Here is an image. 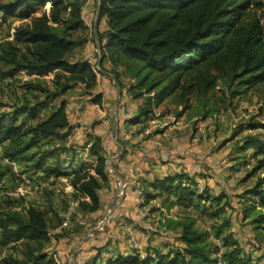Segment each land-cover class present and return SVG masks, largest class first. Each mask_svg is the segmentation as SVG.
<instances>
[{
	"label": "trees",
	"instance_id": "trees-1",
	"mask_svg": "<svg viewBox=\"0 0 264 264\" xmlns=\"http://www.w3.org/2000/svg\"><path fill=\"white\" fill-rule=\"evenodd\" d=\"M94 2L98 29L92 37L84 33L88 28L83 12L87 0H9L2 5L1 12H5V16L18 15L21 22L15 27L12 40L0 49V79L12 80L20 72L35 76L23 85L32 99L15 105L10 114L0 113V158L8 162L7 168L0 164L3 188L7 172L14 171L13 162L25 164L21 171L24 174L41 171L46 179L67 175L61 162L65 148H51L49 141L71 134L74 126L68 110L70 102L65 97L71 90L80 88L81 95L88 96L85 104L102 105L103 95L96 92L98 73L89 59L75 53V49L84 48L92 41L101 51L96 57L100 67L108 60L112 65L111 73H116L115 67H122L136 80L128 87V93L134 99L144 98V103L138 105L136 114L128 119L130 124L154 118L156 110L171 96H175L179 104L183 103L180 106L186 111L193 96H205L218 81L235 87L233 95H238L241 87L264 85V0ZM38 7L49 8L37 15ZM119 72L115 74L116 80L113 79L123 90L125 85ZM51 74L54 77L48 82L50 85L47 81L41 84L40 81ZM209 114L206 112L202 118L207 119ZM257 126L264 128V123H257L251 129ZM92 141L91 153L98 161L95 174L78 171L71 179L78 212L83 215L104 212L100 192L112 177L106 170L107 158L101 137L95 136ZM42 145L47 146L43 151L35 150ZM251 147L256 149L257 157L264 155V136L248 135L241 151ZM50 159L52 163H48ZM258 167L264 168V158L259 160ZM195 184V178L184 171L167 173L154 177L146 187L129 186L125 198L132 195L134 199L139 193L146 203L168 194L173 204L189 202L196 196L199 201L222 199L208 189L203 194L198 193ZM245 193L254 204L248 208L264 209V176ZM118 210L120 207L113 219ZM258 220L264 225V213ZM179 224L184 247L176 251L163 252L148 247L141 255L133 249L128 255L118 253L108 259L98 255L94 262L218 264L223 260L226 264H235L238 261L237 249L230 257L227 254L220 259L214 257L217 251H211L208 234L196 226L194 219ZM49 239L45 210L26 205L24 199L0 201V264H54L55 260L45 251ZM93 239H87L74 251L76 259L81 248ZM16 252H21L22 257ZM240 261L253 264L251 256Z\"/></svg>",
	"mask_w": 264,
	"mask_h": 264
},
{
	"label": "rangeland",
	"instance_id": "rangeland-1",
	"mask_svg": "<svg viewBox=\"0 0 264 264\" xmlns=\"http://www.w3.org/2000/svg\"><path fill=\"white\" fill-rule=\"evenodd\" d=\"M8 1L0 0V49L12 40L14 29L21 22L18 15L5 16V12H1L2 5ZM90 3L92 9L84 13L85 21L89 23L84 33L89 37L93 34V22L96 21L95 2L91 0ZM48 8L38 7L36 14L40 15ZM90 47H93V42H90ZM92 49L94 51V48ZM75 53L77 55L78 52ZM87 59L96 61L92 56ZM115 68L116 73L120 71V80L127 89L136 83L135 79L124 72V68ZM100 70L98 75H101L102 70L106 71V68L101 66ZM116 73L112 71L114 79ZM34 77L21 72L12 80L0 79V113L10 114L15 105L32 99V96L23 90V85ZM53 77L54 74L45 76V81L40 82L45 85L47 81L50 85L49 81ZM233 91L235 87L230 88L225 82L218 81L205 96H193L189 104L191 106L186 111L180 106L184 104H179L177 98L171 96L160 106L154 118L144 120L140 124H125L123 134L116 129V122L111 125L112 146L105 149V155L107 160H111L115 170L121 171V162L124 166L135 158L143 157L145 159L142 158L139 162L142 168L138 174L143 172L144 163V167L153 171V176L184 171L195 178L198 193L203 194L208 189L214 196H222V199L219 202L199 201L196 196L189 202L173 204V198L165 194L146 203L134 202L136 211L133 215H130V212L124 213L123 216L116 215L104 236L97 234L95 240L105 237L113 241L115 237L123 248L120 251L135 249L134 251H140L141 255L145 254L148 247L163 252L176 251L184 247L179 237L182 232L179 223L194 219L196 226L208 234L211 251H217L214 257L220 259L224 254L230 257L237 249L238 261L235 264H243L240 259L248 256L252 257L253 264H264V225L258 220L264 209H257L255 206L248 208L254 204L245 193L264 176V168L258 167V162L264 155L257 157L254 154L256 149L252 147L241 151V145L248 135L264 136V128L257 126L256 129H251L257 123H264V85L261 83L241 87L238 95H233ZM81 93L80 88H75L65 95L72 103L69 108L71 115L85 104V98L88 96H82ZM131 100L137 105L144 103V98L134 100L132 97ZM137 105H131L133 112ZM206 112H210L209 117L203 119ZM127 114L132 112L129 110ZM135 133L138 139L135 138ZM55 141L51 140L49 147L61 149L62 147L55 145ZM45 147L47 146L42 145L35 150L43 151ZM150 158L154 159V163L149 164ZM52 161L48 160V163ZM0 164L7 168L8 162L0 158ZM24 168L25 164L18 171H6L7 183L0 194V201L6 203L11 200V193L19 186L30 187L34 193L45 187L47 199L39 206L47 212L50 226V239L45 251L54 260L56 256L61 264H69L72 257L74 264H79L73 253L80 247L78 244L85 231L100 219L103 212L95 215L81 214L67 181L60 177L44 179L34 171L24 174L21 172ZM119 173L121 177L127 178ZM51 179L54 181L51 182ZM147 179H152V176ZM48 184L54 188L51 190ZM106 187L107 191L111 190L109 184ZM65 216H69V223L63 227ZM124 220L133 225V234L121 228L120 222ZM60 252L63 253L62 256ZM16 255L22 257L21 252H16Z\"/></svg>",
	"mask_w": 264,
	"mask_h": 264
},
{
	"label": "crops",
	"instance_id": "crops-1",
	"mask_svg": "<svg viewBox=\"0 0 264 264\" xmlns=\"http://www.w3.org/2000/svg\"><path fill=\"white\" fill-rule=\"evenodd\" d=\"M90 2L91 0H87V3L84 6V10H83L84 13L87 10L92 9V4ZM86 25L87 27H89V23L87 21H86ZM97 29H98V24L96 20L93 22V34L91 35V37L97 33ZM92 48H94V51ZM75 51L78 52L77 53L78 56L85 57V58L89 56L96 58L97 55L98 56L101 55V51L98 48V45L95 44L94 42H93V47H90V43H89L84 48H78V49H75ZM103 66L109 71H104L101 73V75H98V86L96 89L97 93H101L103 95L102 105L86 103L85 104L86 106H84L83 108L75 110V114L71 115L72 125L74 126L71 131V134L68 137L63 138V139H55L56 140L55 145L65 148L61 154L62 164L64 161L65 154L71 150V147L73 145L84 144L89 140H93L95 136L101 137L103 141V146L105 149H107L108 147H111L112 146V140L110 137L111 125H113L114 122H116V129H118L119 133L123 134L125 132V124H130L129 122H127L128 119L131 116L133 117L136 114L138 105L136 103H133L134 101L131 100L132 95L128 93V89L124 87L122 90L116 84V81L112 79L113 76H112V73L110 72L112 65L110 61L106 60ZM134 100H138V99H134ZM74 104L75 103H73V105ZM132 104L137 105L134 108V112L132 109L133 107L131 108ZM71 105L72 103H70L69 108H71ZM69 108L68 110L70 112ZM129 110L130 112H132V114L130 115L127 114V111ZM157 110H156V114H157ZM120 128H121V131L119 130ZM134 136L136 139H138V135L136 133ZM49 142H51V140ZM142 158L141 157L135 158V160H132V161L140 162L143 159H145V158L143 159ZM89 160L98 162L97 157L94 156L92 153L90 154ZM148 162L149 164L154 163V159L150 158ZM130 163L131 161L123 166L122 165L123 162H121V164H119L121 171L120 170H116V171L118 173L121 172L122 175H125L127 176V178L131 179L132 175L128 171ZM22 165H24V163L16 162V164L12 166L14 167L15 171H18ZM144 166H145V163L143 164V172L142 173L140 172L134 177L133 187H135L136 184L138 185L140 184L146 187L148 186L149 182L154 177L160 176V175L153 176V171H151V169H148L147 167H144ZM35 174H38V176H41V177L43 176V178L46 179V177H44L43 172L41 171L36 172ZM148 176H152V179H147ZM110 181H109V185H110ZM110 188H111V185H110ZM100 194H101V201H102L101 211H103V209L111 201L112 190L107 191V189L104 188L101 190ZM131 196L132 195H129L127 198L123 199L122 204L120 206V210H118L117 215L123 216V214L127 212H130V215H133L135 213L136 211L135 203H134V199ZM110 236L112 237L114 235H108V237ZM102 241H105V242L102 243ZM81 250L82 251H80L77 257L79 264H95L94 261L95 259H97L98 255H102L106 259H108L112 255L115 256L118 253H122L124 255L129 254V251H120V250H123V248L120 247V242H118L115 237L113 241L112 239L105 238V237H101L99 238V240H95V239L89 240L81 248ZM59 254H61L62 256L63 253L60 252ZM55 260L57 263L55 262L54 264H61L60 263L61 261L56 256H55ZM98 264H100V262H98Z\"/></svg>",
	"mask_w": 264,
	"mask_h": 264
},
{
	"label": "built area",
	"instance_id": "built-area-1",
	"mask_svg": "<svg viewBox=\"0 0 264 264\" xmlns=\"http://www.w3.org/2000/svg\"><path fill=\"white\" fill-rule=\"evenodd\" d=\"M94 67V70L99 73L100 66L96 63V61L89 60ZM94 142L92 140L87 141L84 144H75L71 147V150L65 154L64 161L62 164V168L67 175L61 176L60 178L64 181H67L69 188L74 191L71 186V179H73L78 171L79 173H90L95 174V168L97 166V162L91 161L88 158L91 154V149L93 147ZM111 160L106 161V170L108 174L112 175L113 178L110 181L112 197L110 203L105 207L102 217L91 227H89L84 233L82 239L80 240L78 246H81L87 239L94 238L97 234H103L107 227L111 224L114 216V212L122 204L123 199L126 196L127 189L129 186L134 184V177L138 174V171L141 170V165L137 161H131L128 171L132 175L131 179H127L121 177L114 167L111 165ZM13 166L16 164L15 162L11 163ZM54 179H51L53 182ZM48 187L51 190L54 188L53 185L48 184ZM49 188V189H50ZM3 192V185H0V194ZM31 195V197H29ZM32 195H34L32 197ZM12 198L15 199H24L26 205H33L39 207L43 204L47 199V193L45 191V187L40 189L37 193H34L33 190L28 187L24 188L23 186H19L14 193H11ZM135 202L139 203L143 201L142 195L135 194L134 195ZM142 212V211H140ZM140 214V213H139ZM65 220L62 224L65 227L69 223V216H65ZM120 226L123 230L129 231L133 234L132 229L133 225L127 221H121ZM74 254V253H73ZM69 264H74V258L69 259ZM218 264H226V261L220 260Z\"/></svg>",
	"mask_w": 264,
	"mask_h": 264
}]
</instances>
